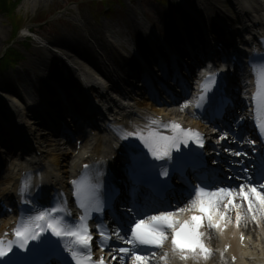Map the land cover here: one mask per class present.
<instances>
[{
	"label": "snow or ice",
	"instance_id": "1",
	"mask_svg": "<svg viewBox=\"0 0 264 264\" xmlns=\"http://www.w3.org/2000/svg\"><path fill=\"white\" fill-rule=\"evenodd\" d=\"M217 76L216 72H207L202 94L195 105L197 109L206 103L210 109H215L217 104L222 107L230 105L224 78L217 85ZM256 76V116L260 132L264 134V64L258 66ZM209 93L212 95L209 96ZM190 104L191 101H186L181 108ZM151 123L157 124L158 121L152 120ZM164 127L171 128L175 134L165 135L150 128L147 134L137 130L121 137L125 140L134 137L143 146L125 145L130 153L127 168L132 181L130 191L143 197V200L130 201L132 208L128 209V214L117 212L120 189L115 185H110L105 192L103 183H94L91 177L73 180L75 200L83 214L78 218L72 217L70 209L66 207V197H61L60 203L41 207L34 215L22 216L13 230L15 239H8V233L0 238V264H106L103 256L94 259V239L100 241L101 250L110 247L112 260L120 256V264H124L125 259L130 264H157L158 261L175 264L176 260H193L198 264L201 259L206 261L213 254L207 242L211 239L209 230L223 234L232 223L230 212H235L237 227L242 219L249 217L258 225L264 220V161L259 164L251 161L243 166L240 169L244 174L243 182L236 186L224 185L223 180H213L216 170L209 167L204 153L198 151L205 145L202 133L185 129L174 121ZM227 138L228 132H223L219 141ZM246 142L255 144L254 140ZM225 151L236 157L248 156V153L230 147ZM84 168L87 170L89 165H84ZM190 173L195 175L198 184L189 178ZM176 176L183 182L180 186L172 183ZM227 179L231 180L232 177ZM140 183L149 191L141 192ZM23 187L26 189L28 185L25 183ZM237 198L241 203L236 202ZM173 199L177 201L176 205L172 203ZM181 200L186 201L184 206H179ZM106 201L119 227L110 230L100 222L96 224L98 236L94 237L89 221L93 219V213L104 212ZM24 203L32 205V198L25 199ZM32 210V207L28 209L29 212ZM113 240L126 246L111 248ZM225 251L227 248L221 251L222 257ZM232 260L235 261L236 257L233 256Z\"/></svg>",
	"mask_w": 264,
	"mask_h": 264
},
{
	"label": "rangeland",
	"instance_id": "2",
	"mask_svg": "<svg viewBox=\"0 0 264 264\" xmlns=\"http://www.w3.org/2000/svg\"><path fill=\"white\" fill-rule=\"evenodd\" d=\"M73 1L75 0H22L16 6L14 16L11 17L6 12H0V56L3 55L8 46H14V49L21 55V60L16 67L0 70V100H3L0 105V113L12 112L14 114V110L11 111L8 101L19 95L15 87L17 79L21 84L33 85L41 99L44 94L52 95L51 99L55 98V89L57 88L67 89L64 84L50 77L48 72L50 69L59 70L63 76L68 78L75 76L78 84L73 87L77 88L75 90L83 88V81L78 72L64 61H62L63 63L59 62L58 54L50 51L49 48L33 40H29V44L24 36V29L29 28L38 31L37 33L41 34L46 41L69 55L71 51L65 46L84 43L88 47H93L96 42L95 39L99 41L100 38L103 39L105 32L109 29L118 31L121 35L126 34L125 37L129 40L131 37L138 39L137 27L142 14H145L144 16L151 22L150 24L165 36H169L174 31H169L170 25L173 27V23H175L180 26V22L185 18L182 13L178 17L174 16V5L177 4L174 0H166L165 4L161 3L160 0H145L144 2L142 0H122L121 3L114 0L112 3L114 12L107 17L100 14L103 7L101 0H76L77 3ZM206 1L196 0L201 13H211L213 17L224 16V14L227 17H233L231 9L225 5V0ZM38 17L46 19V22L39 23ZM16 26H18L20 34L12 40ZM94 52L93 48L92 53ZM69 57L71 56L69 55ZM74 58H77V62L82 61L78 55ZM74 58L71 57L76 61ZM120 60L124 63V59L120 58ZM48 82L50 84H47ZM131 82L134 83L133 80ZM5 85L14 88L15 93L4 91L3 86ZM33 128H36L37 135L41 141H44L47 150L57 153L69 150L64 147L56 148L53 137L43 127L33 126ZM74 143L75 141H73V148L75 147ZM5 151L7 150L0 148V160L5 164V170H8L9 162L13 156L4 154Z\"/></svg>",
	"mask_w": 264,
	"mask_h": 264
},
{
	"label": "bare ground",
	"instance_id": "3",
	"mask_svg": "<svg viewBox=\"0 0 264 264\" xmlns=\"http://www.w3.org/2000/svg\"><path fill=\"white\" fill-rule=\"evenodd\" d=\"M189 1L192 4V6H195L197 8L196 0H189ZM202 1L205 2L206 0H202ZM235 1H237L236 5L233 6V4H231V6L235 9V14H237V21L240 20V23L236 24V31L244 33L243 28H249L250 27L251 22L253 21L252 16L254 15V16L258 17L256 19H254V21H255L254 23L255 24L257 23V25L260 23V26L252 27V30L254 32H257V33L263 32L264 31V0H235ZM175 2H177V1H175ZM206 2L209 3V1H206ZM225 3H226V1H225ZM246 4H247V6H246ZM248 7L250 10H248ZM180 13H182V16L185 17L184 21L181 22V25H180L183 27L184 31L194 32L200 28L199 23H196V22H198V20L195 17L189 18L186 9L181 6L180 2H177V4L174 5V16L176 17L177 14H178V16H180ZM260 15H261V17L259 18ZM199 17H200L199 22H203L202 17L200 15H199ZM235 18H236V16H235ZM207 20L208 21L211 20L210 15L207 18ZM242 22L244 23L243 25H241ZM173 25H174L173 27L170 25L171 29L168 26L169 31H172L175 29V23H173ZM239 28H242V30ZM185 34H186V32H185ZM207 34H208V38L210 40H212L214 38V36L212 35V32H209ZM207 34H206V36H207ZM239 35H240V33H239ZM240 37H241V35H240ZM180 41H181V43H184L183 39H180ZM190 41H192V40H190ZM100 42L103 43V45H106L105 41H103L102 38L100 39ZM65 47L67 49L69 48V51H71L70 52L71 54H69V55H72V52H73V54H75L73 56L78 55L80 58H82V59L84 58V59L90 61L91 65H98L97 59L91 53V47L90 46L88 47L87 45H84V43L83 44L78 43V44H74V45L72 44V45L65 46ZM62 61H63V59L60 58L59 62H62ZM76 64H78V63L76 62ZM80 71H81V75L90 81V84H88V85L92 86V88L95 86H99L97 88V91H95L94 89H92V90L94 92L101 91L103 93V96L101 97L103 100H107L109 102L116 101L117 98L112 99L109 97L110 95L108 93H106V91L109 88H105L104 84L99 83L97 80L93 81V79L95 77L93 75L89 74L87 71L83 70V68H81ZM48 72L50 73V77H52L54 80L59 81L62 84H64V87H66L69 90L73 86H76L78 84V80H76L75 76H72L69 78L65 77V76H63V74L59 70H56V69H55V71L50 69V70H48ZM246 88H247V86H245V89ZM3 89H4V91H9V92L15 93L14 88H12L10 85L3 86ZM56 92H57V90H56ZM93 95H95L94 100H98L100 98L96 94H93ZM66 100H69V96H66ZM22 102L23 101H22L21 97H19V96L16 98L13 97L12 100L9 101V104L12 107L11 111H12V109L14 110L15 116L20 121V123L24 122L23 127H24V129L27 128V130H28V132H26L28 134L27 136L29 138H32V141H34L35 140V134L32 131V127L30 128L31 122L28 120L29 115L27 114L29 110L27 109V107H24L25 105L23 106ZM140 102H142V103H140ZM2 103H3V100H0V105ZM88 107L92 108V106H88ZM20 109H22V111H20ZM135 109H137V113L130 114L121 120L114 121L112 124L114 126L127 125L128 127H132L136 130L146 131L150 127L158 126L159 125L158 123L152 124L151 121L152 120H156V121L159 120L158 114L163 115V113H164V109H157V108L151 107L150 103L145 102V101L137 102V108H135ZM185 113L188 116H190V114H191L190 109L186 107ZM25 114H27V115H25ZM33 114H36V112H34ZM176 115H178V114H175V116ZM166 116H174V112L169 111L166 114ZM23 127H22V129H23ZM104 136H105V138L103 139V141L101 139L99 141V143L97 142L95 145L93 144L92 146H86V147L90 148V150L87 152H80L79 151L78 153H75L76 149H74V150L69 149L68 151H64L62 153L42 150L41 156H34L33 157L32 152H30V153L28 152V153H25L24 155H21V157L15 159L13 165L11 166L10 170L8 171V173L6 174V176L4 178V185H6V187H4L2 189L3 190L2 194H4V195L10 194L12 187H15L16 189L20 188L21 187V181H22L21 179L23 176L22 172L26 171V170L29 171L28 174L30 175V179H29V183H28L29 184V190L27 192L33 194L37 198L44 196L46 191H48V190H51L52 192H58L59 188H62V187L66 188L67 187V181H68V177H67V179H65L66 175L69 174V176H73L74 172L78 169L79 164H82V163H85L87 161L92 160L91 158L86 157V155H88L87 153H89V152L95 153L96 152L95 155L104 159V158L108 157V154H110V155L112 154L110 152H113V150L115 151V148L113 147L115 145L112 142L113 138H111L110 135H108V136L104 135ZM69 142H71V141H69ZM21 146L23 148H27V146L24 144H22ZM54 146L56 148L60 149L63 146V144L59 141L58 138H56V139H54ZM23 150L24 149H22V151ZM64 158H67V160L64 161ZM104 165H105L104 162L99 161V163H94L92 166H94L93 169H98V168H103ZM232 213H234V212L232 211ZM233 217L235 218V213H234ZM241 224H242V229L246 230V233L249 236V238H252V240L249 241V243H250L249 248L250 249L248 251V256L244 257L242 259V262H244L245 264H264V237L261 240H259L258 234L256 232L252 233V225H251L250 218L249 219L248 218L242 219ZM262 227H263V229H261L260 232H263L262 234L264 235V223H263ZM231 228L233 229V231L235 233H237L236 229L234 228V224L231 226ZM252 236L254 237V239ZM234 249L236 251H239L238 247H234ZM242 262H240L239 264H243ZM157 264H162V262L158 261ZM175 264H178V263L175 261ZM214 264H223V262L220 263V261H217Z\"/></svg>",
	"mask_w": 264,
	"mask_h": 264
},
{
	"label": "trees",
	"instance_id": "4",
	"mask_svg": "<svg viewBox=\"0 0 264 264\" xmlns=\"http://www.w3.org/2000/svg\"><path fill=\"white\" fill-rule=\"evenodd\" d=\"M20 0H0V12H6L12 16L16 13V6ZM43 18L38 17V20ZM18 33V26H16L15 31L13 33V37H15ZM21 58V55L16 49L11 48L7 54L6 59L0 63V69H6V67L12 62H16Z\"/></svg>",
	"mask_w": 264,
	"mask_h": 264
}]
</instances>
